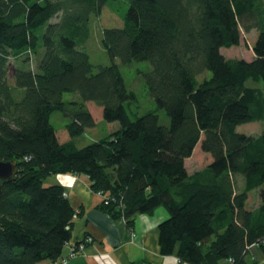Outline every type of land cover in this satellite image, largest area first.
<instances>
[{
	"label": "trees",
	"instance_id": "trees-1",
	"mask_svg": "<svg viewBox=\"0 0 264 264\" xmlns=\"http://www.w3.org/2000/svg\"><path fill=\"white\" fill-rule=\"evenodd\" d=\"M128 1L125 14L118 0L0 2V160H15L19 169L0 198V264L64 255L77 212L65 189L46 180L66 174L86 175L105 197L103 210L130 226L137 214L164 207L170 214L159 227L164 256L256 264L248 263L250 247L264 253V133L237 132L264 121V88L249 86L264 83V0ZM107 6L124 26L104 30L113 63L103 66L83 48L92 18ZM254 29L252 61L222 54L241 45L242 30ZM117 59L151 64L145 84L156 110H132L137 96ZM66 94L74 98L65 101ZM88 102L119 129L79 147L78 138L96 127ZM159 110L170 126L161 124ZM57 112L66 120L65 143L51 121ZM200 143L213 161L189 175L185 161ZM237 176L244 177L241 189ZM256 190L261 206L253 211L247 202Z\"/></svg>",
	"mask_w": 264,
	"mask_h": 264
},
{
	"label": "crops",
	"instance_id": "crops-1",
	"mask_svg": "<svg viewBox=\"0 0 264 264\" xmlns=\"http://www.w3.org/2000/svg\"><path fill=\"white\" fill-rule=\"evenodd\" d=\"M90 104L92 102H88L87 106L93 115ZM94 119L96 127L92 130L98 126L97 119ZM65 125L62 129H57V136L61 143L70 140ZM108 126L111 129L107 135L119 129L118 123H109ZM192 158L193 156L185 161L189 175L204 169L200 165L190 169L189 162ZM208 158L210 160H208L207 166L213 161L211 155ZM239 178L241 179L240 176H237L236 181L238 188L241 189L243 187L240 186ZM46 184L62 186L77 212L72 239L68 244H76L89 237L93 238V242L87 245L86 252L71 259L68 264H187L180 262L177 254L164 256L161 253L159 227L161 223L170 218L169 212L164 207L158 208L150 215L137 214L130 226L125 218H114L103 210L105 197L92 189V183L86 175H56L49 177ZM255 192H258V196L254 206L250 204V200L251 194ZM260 206L259 191L251 192L247 208L255 211ZM67 253L68 247L66 246L64 255ZM247 260L248 263L264 264V253L259 245L253 244L250 247ZM40 264H55V262L44 261ZM218 264L230 263L229 260H222Z\"/></svg>",
	"mask_w": 264,
	"mask_h": 264
},
{
	"label": "rangeland",
	"instance_id": "rangeland-1",
	"mask_svg": "<svg viewBox=\"0 0 264 264\" xmlns=\"http://www.w3.org/2000/svg\"><path fill=\"white\" fill-rule=\"evenodd\" d=\"M117 7L119 8V12L121 14H125L129 7V1L118 0ZM90 25L92 32L91 38L88 41L87 45L83 48V50L90 55L91 60L94 64L109 66L113 63V61L102 45L103 33L106 29L123 28L124 20L120 14L112 11L110 7L107 6L103 9L100 17L92 18ZM257 36L258 32L255 29L249 33L242 30L241 45L239 47H233L230 49L223 48L221 52L228 59L238 58L252 61L254 59L253 46L256 42ZM116 63L121 66V71L126 80L128 88L133 90L137 96V100L132 105V110H139L140 114H145L148 111L156 110L157 104L151 97L145 84V74L151 71V64L149 62H134L132 65L125 66L121 64V61L119 59L116 60ZM16 66V61L12 60V62L10 63L9 73V78L11 81L13 78L14 68ZM30 67L32 70L36 69L34 61L33 65L30 64ZM206 74V78H210L212 76L210 72H207ZM201 78L202 77H200V79ZM203 80L204 78L201 79L200 82H202ZM249 86H261L262 88H264V83L256 84L251 81L249 83ZM73 98V94H66L64 96V100L68 102ZM90 108L93 112L94 118H96L98 121V126L95 130L89 129L87 133L78 138L77 144L79 147H85L96 142V140L98 139L106 138L108 136V132H110L111 129L108 126L109 123L106 122L103 118L102 108L96 106L94 103L90 104ZM158 112L161 124L164 126H170L171 121L166 111L159 110ZM51 121L59 130L60 128L62 129L66 124L65 117L60 112L55 113V115L52 116ZM237 132L240 134H246L255 137L260 136L262 133H264V121L243 124L237 128ZM193 154V158L189 162L190 169L193 167H198L199 165L205 168L208 164V160L210 159L208 158L209 154L202 151L201 143L196 147V150ZM240 177L241 179L239 178V183L240 186L243 187L244 177ZM257 196L258 192L251 194V205L255 206Z\"/></svg>",
	"mask_w": 264,
	"mask_h": 264
},
{
	"label": "built area",
	"instance_id": "built-area-1",
	"mask_svg": "<svg viewBox=\"0 0 264 264\" xmlns=\"http://www.w3.org/2000/svg\"><path fill=\"white\" fill-rule=\"evenodd\" d=\"M99 194L103 195L102 193ZM64 195L67 196V193L65 192ZM92 242L93 238L89 237L85 241L76 244H67L66 246L68 247V253L63 255L58 261L55 262V264H68L71 259L83 255L86 252L87 245ZM229 263L236 264L233 259H229Z\"/></svg>",
	"mask_w": 264,
	"mask_h": 264
},
{
	"label": "water",
	"instance_id": "water-1",
	"mask_svg": "<svg viewBox=\"0 0 264 264\" xmlns=\"http://www.w3.org/2000/svg\"><path fill=\"white\" fill-rule=\"evenodd\" d=\"M2 0H0L1 2ZM19 173L17 162L15 160L2 161L0 160V198L3 193V186L6 183L13 182ZM1 228V225H0ZM145 264V263H139Z\"/></svg>",
	"mask_w": 264,
	"mask_h": 264
}]
</instances>
